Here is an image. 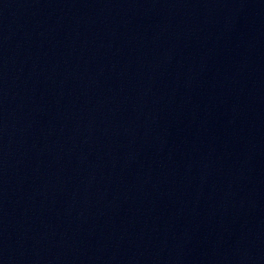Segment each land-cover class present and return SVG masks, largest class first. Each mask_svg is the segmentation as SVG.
<instances>
[{
    "label": "water",
    "instance_id": "obj_1",
    "mask_svg": "<svg viewBox=\"0 0 264 264\" xmlns=\"http://www.w3.org/2000/svg\"><path fill=\"white\" fill-rule=\"evenodd\" d=\"M0 264H264V0H0Z\"/></svg>",
    "mask_w": 264,
    "mask_h": 264
}]
</instances>
